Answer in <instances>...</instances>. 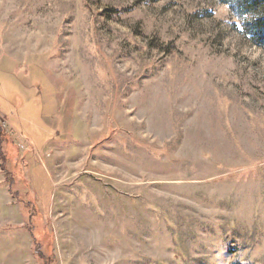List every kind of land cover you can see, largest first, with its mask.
Returning <instances> with one entry per match:
<instances>
[{"label": "rangeland", "instance_id": "1", "mask_svg": "<svg viewBox=\"0 0 264 264\" xmlns=\"http://www.w3.org/2000/svg\"><path fill=\"white\" fill-rule=\"evenodd\" d=\"M239 24L215 0H0V125L49 264H264V51ZM0 264H39L1 168Z\"/></svg>", "mask_w": 264, "mask_h": 264}, {"label": "trees", "instance_id": "2", "mask_svg": "<svg viewBox=\"0 0 264 264\" xmlns=\"http://www.w3.org/2000/svg\"><path fill=\"white\" fill-rule=\"evenodd\" d=\"M228 6L231 13L240 24L237 32L252 46L264 51V0H215ZM10 139L0 125V168L9 183L10 192L21 204L27 221V229L33 240V253L39 264H49L52 256L53 239L50 238V223L48 227L42 225L43 218L39 215V208L31 194L24 195L26 181L19 164L9 157ZM17 164V165H15ZM24 184V185H22ZM52 231V230H51ZM50 231V232H51ZM43 234V235H42ZM47 238L46 244L43 239ZM45 243V242H44Z\"/></svg>", "mask_w": 264, "mask_h": 264}, {"label": "bare ground", "instance_id": "3", "mask_svg": "<svg viewBox=\"0 0 264 264\" xmlns=\"http://www.w3.org/2000/svg\"><path fill=\"white\" fill-rule=\"evenodd\" d=\"M42 40L43 39L41 38V36L36 32L28 34L27 36H25V34H22V35L19 34L17 36V39H15L13 46H15L14 47L15 49L18 48L20 50V52H22V51L26 50L28 47H32V46L35 48L45 47V42H43ZM22 44H23L24 48L22 46H20ZM79 65L82 66V64L80 62H79Z\"/></svg>", "mask_w": 264, "mask_h": 264}]
</instances>
